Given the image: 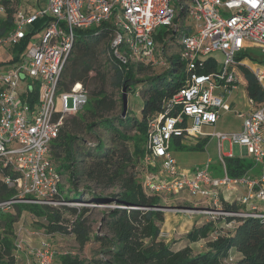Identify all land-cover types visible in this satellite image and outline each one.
<instances>
[{
	"label": "built area",
	"instance_id": "1",
	"mask_svg": "<svg viewBox=\"0 0 264 264\" xmlns=\"http://www.w3.org/2000/svg\"><path fill=\"white\" fill-rule=\"evenodd\" d=\"M15 2L21 4L20 0H0V18L7 16ZM20 4L12 13L13 28L0 37V48L5 50L28 39L18 58L0 67L1 178L16 189L13 198L0 202V210L15 202L50 206L74 202L59 190L63 175L53 159L52 145L66 117L84 108L88 92L82 82L63 91L59 86L77 30L109 22L111 49L123 63H158L165 50L159 49L155 36L162 25L170 30L167 41H178L179 55L186 63L184 86L149 123L144 190L160 196L188 193L199 201L193 206H173L174 212L203 214L208 221L223 219L229 228L247 217L264 223V105L240 114L239 131L203 129L215 125L221 111L229 109L226 94L240 80L239 65L249 67L264 87V66L237 58L249 46L264 53V0H48L46 7L34 11ZM40 31L43 34L35 41L33 35ZM217 52L223 54L221 62L214 56ZM14 54L13 50L8 61ZM209 58H214L217 68L201 71ZM176 136L188 141L215 137L219 149L224 141L238 144L263 173L253 170L242 177L230 176L225 157L234 155L222 151V177L211 174V159L195 167L180 166L171 151ZM229 191L240 192L231 200ZM225 201L239 208L228 209ZM227 217L235 219L227 222ZM29 254L38 264L55 262L51 245L30 249ZM229 259L234 261L232 255Z\"/></svg>",
	"mask_w": 264,
	"mask_h": 264
},
{
	"label": "trees",
	"instance_id": "2",
	"mask_svg": "<svg viewBox=\"0 0 264 264\" xmlns=\"http://www.w3.org/2000/svg\"><path fill=\"white\" fill-rule=\"evenodd\" d=\"M3 1L8 3V0ZM14 10L15 7H9L7 16L0 18V37L13 28ZM169 33V29L158 31L156 41L165 44ZM112 37L113 28L109 22L77 30V39L64 70L59 91L68 90L74 83L82 82L88 92L86 104L90 103L91 109L84 113L83 118L76 115L79 121L74 126L69 128L64 125L52 145L53 159L59 170L60 166L72 170L70 179L75 187L81 182L85 183L80 197L64 196L65 199L80 201L88 194L89 200L95 203L115 202L116 206L104 211L100 221L101 231L105 230L106 233H96L92 237V227L85 217L88 207H64L76 214V218L68 225L62 207L15 202L13 206L17 213L0 210V264L17 262L15 223L24 210L45 218L46 221L41 226L47 233L73 234L81 249L94 239L105 254V257L85 258L78 253L64 252L58 256L56 264H264V223L255 217L239 219L240 222L227 232L218 224L221 219L194 225L185 235L189 243L179 249L174 248L172 242L160 238L161 227L165 222V212L159 209L164 206L162 197L144 190L136 167L139 163L143 170L148 168L143 160L149 152V123L164 111L167 100L184 86L186 63L179 53L173 54L169 58L170 66L165 72L139 79L138 71L147 68L148 63H123L111 49ZM27 42L28 39H25L22 44L16 45L13 58L6 63L17 59ZM103 53L107 54L105 62L101 58ZM237 58H249L264 63V54L256 56L247 50L240 52ZM4 63L5 61L0 60V67ZM107 63L113 67L118 85L133 89L137 82L146 83L140 118L122 115L117 117L116 124L112 118L97 117L100 110L112 109L116 104L104 89L108 79ZM216 68L214 58H209L201 71L210 72ZM239 70L246 81L248 97L257 107L264 105V87L255 73L243 64L239 65ZM150 81L156 83L151 84ZM92 83L95 87L90 94L88 87ZM87 113L100 119L97 122H87L86 127L89 130L99 123L114 130L119 141L131 142L133 149H125L122 147L123 143L107 148L106 143L100 139L94 149L83 150L77 133L83 131L80 122H85ZM130 128L135 130L132 135L127 133ZM173 139L181 148L204 150L209 137H204L195 144L184 136ZM84 157L87 160L82 159ZM81 160H84V165H81L80 172H76L75 165ZM225 160L232 177H242L256 169L255 163L244 157L226 156ZM1 174L3 173L0 170V202L11 199L16 194V189L8 186L2 180ZM108 189L111 191H107ZM224 204L228 209L239 208L236 203L225 201ZM234 219L235 217H227L226 221ZM202 239H207V249L195 253L191 244ZM232 251L239 253L241 257L229 263Z\"/></svg>",
	"mask_w": 264,
	"mask_h": 264
},
{
	"label": "rangeland",
	"instance_id": "3",
	"mask_svg": "<svg viewBox=\"0 0 264 264\" xmlns=\"http://www.w3.org/2000/svg\"><path fill=\"white\" fill-rule=\"evenodd\" d=\"M21 4L27 8L32 9V11L38 9L39 7H46L48 4V0H20ZM20 4L15 2L14 6H18ZM20 4V6H21ZM180 22V20H179ZM181 23V22H180ZM38 24V23H37ZM169 27L166 25H162L158 28V31L164 32L168 30ZM184 32V31H183ZM43 34V31L36 32L33 35L34 40H39ZM31 46L32 43H29ZM159 49L164 47V53L159 54V62L155 64H148L147 68L142 71H138L137 78H143L145 76L151 75H158L166 71L169 67V58L173 54L179 53V44L178 41L175 39L168 40L165 44L158 42ZM247 51L253 53V55L261 56L263 55V51L256 47V46H249L246 48ZM13 53L11 48L9 49H2L0 48V59L5 61L2 64V67L5 68L8 63L9 55ZM106 53L101 55V58L106 60ZM214 56L221 62L223 60V54L221 52L214 53ZM161 57V58H160ZM254 64H259L264 66V63H260L257 60H252ZM107 65L108 71V79L106 84L104 85V89L108 94L110 99L116 101L115 106L112 109H102L99 111V115L97 117H104V118H112L113 121L117 124L118 116H122L123 113V103H122V95H123V86L118 85L114 73V69L110 64ZM151 84H155V81H150ZM146 83L144 82H137L134 88H127L128 92V108L126 112V116H137L141 117V108L143 105V94L145 89ZM95 87V84L92 83L89 85L88 90L91 94V91ZM253 104V103H251ZM247 106L243 105V102L239 105L237 112L235 110L232 111H225L223 114V118L218 123L216 129L221 131L231 132L235 130H239L242 127L243 118L239 117L237 113L239 111L245 112ZM257 108L256 105H252V109ZM91 109V104L88 103L84 106L82 110H80L76 114H70L66 117L64 125L67 127L74 126L78 120L76 115L79 117H84V113ZM86 120L82 123V132L77 133L80 143L83 146V150L94 149V145L98 144L99 140H103L106 143V147L116 146L118 143H123L122 147H125L127 150L133 149L131 142H121L115 137V132L112 129H107L105 126L97 123L92 130H89L86 127L87 122H91L95 120L96 122L100 119H96L97 117L93 115L86 114ZM125 117V116H122ZM135 132L133 128L128 130V134L132 135ZM171 151L173 152L174 156L177 158V161L180 166L185 168H190L195 165H202L205 163L209 157L212 158V162L210 163V172L214 177H222L224 176L225 172L222 167V163L220 161L219 152L222 151L223 153H228L233 151L236 156L244 157L246 159L252 160L251 157L244 153L242 147L238 144L231 145L229 141H224L222 145V149H219L218 140L213 137H209V142L204 150H192L188 148H181L179 147L174 139L172 140L171 144ZM87 160L86 157L82 158ZM84 160L77 162L75 165V171L80 172L82 169V164L84 165ZM58 163V162H57ZM60 171L63 175V181L59 185V190L63 192L64 196L67 197H80L82 194V190L85 188V183L81 182L78 187H75L72 184V180L70 179V173L72 170H68L66 166H60ZM136 171H138L139 178L142 180L144 176V170L142 169L141 164H137ZM262 168L256 167L254 170V174H262ZM107 191H111L108 189ZM234 191H229L230 194H233ZM88 194H85L84 200L74 201L73 203L68 204H59L55 207H62L64 210V216L66 218V223L68 225L76 218V214L70 210L65 209L64 207H77L81 209L82 207H88L89 211L86 213L85 217L87 218L89 224L92 227V237L96 233H106L105 230L101 231L100 221L103 216V212L109 209L110 207L115 206V202L112 203H95L88 198ZM162 197V204L163 210L165 212V222L162 224L161 227V235L160 238L165 240L166 242H172L174 248L182 247L188 244L189 242L186 240L185 235L186 233L192 228L196 221L197 214H194L191 218L190 215L184 212H174L172 209L173 206L176 205H187L193 206L196 202L199 201L198 198L190 196L188 193H179L173 194L168 193ZM70 201V200H69ZM7 210L17 213L16 208L12 205ZM203 215V214H201ZM205 215V214H204ZM45 218L39 217L34 215L29 210H24L18 221L15 223V231H16V243L19 247L16 250V257L17 262L16 264H38L37 259L34 255L29 254L30 249L40 248L43 245H51V248L55 252V262L58 261V256L64 252H73L78 253L82 257L85 258H92V257H105V254L101 251V246L97 241H90L83 249L79 247L78 242L73 234H49L46 230L41 226V223L45 222ZM224 232L231 230L228 226H226L223 219H221L218 223ZM194 252H201L207 249V239H202L198 242L191 244ZM233 262V260L228 261Z\"/></svg>",
	"mask_w": 264,
	"mask_h": 264
},
{
	"label": "crops",
	"instance_id": "4",
	"mask_svg": "<svg viewBox=\"0 0 264 264\" xmlns=\"http://www.w3.org/2000/svg\"><path fill=\"white\" fill-rule=\"evenodd\" d=\"M30 11H32V9H29ZM244 59H246V61L247 62H251V63H253L252 62V60L251 59H249V58H244ZM0 60H2V59H0ZM3 61V60H2ZM254 64V63H253ZM245 84H246V81H245V79H244V77L242 76V74H241V72H240V80H239V82H238V84L237 85H235V87H233L229 92H227V94H226V99H225V102H226V105L227 106H229V109L228 110H222L221 111V116H220V118H219V120H218V122L215 124V125H205L204 126V131H207V132H210V131H221V130H219V129H216L215 127H217V125H218V123L220 122V120L223 118V114H224V112L225 111H232V110H235V113L237 112V109L239 108V105L241 104V102H243V105H245V106H247V109L246 108H244L245 109V112H243V111H239V113H237L238 114V116L239 117H241V113L242 114H248L250 111H252L253 109H252V105L253 104H251V101H250V98L248 97V95H247V92H246V89H245ZM241 118H243V117H241ZM243 124V123H242ZM242 128V127H241ZM241 128L239 129V130H241ZM239 130H235V131H239ZM207 137H210V136H207ZM202 138H204V137H198V138H195L194 139V141H193V143L195 144V143H197L198 141H200V140H202ZM213 138H215V137H213ZM208 142H209V140H208ZM231 144V143H230ZM207 145H208V143L206 144V146H205V149H206V147H207ZM232 145V144H231ZM242 147V146H241ZM242 150H243V152L244 153H246L247 154V152H246V149L244 148V147H242ZM229 153H233V151H230V152H228V153H226L227 155L229 154ZM233 155L234 156H236L234 153H233ZM208 159H211L212 160V158L211 157H209ZM198 165V164H197ZM197 165H195V166H197ZM195 166H193V167H195ZM240 191H238L236 194H238ZM230 194V198H231V200H233L235 197H236V194ZM193 216H191V218H192ZM196 217V216H195ZM196 221H193L192 220V223H195V225H199V224H202V223H204V222H206V221H208V218L206 217V216H203V215H197V217H196ZM194 226V225H193ZM192 226V227H193ZM233 228H231V230H232ZM192 246V245H191ZM182 247H184V246H182ZM182 247H177L176 249H179V248H182ZM233 253H231V255L234 257V261H236L237 259H239L240 257H241V255L239 254V253H236V252H234V251H232ZM233 261V262H234Z\"/></svg>",
	"mask_w": 264,
	"mask_h": 264
},
{
	"label": "water",
	"instance_id": "5",
	"mask_svg": "<svg viewBox=\"0 0 264 264\" xmlns=\"http://www.w3.org/2000/svg\"><path fill=\"white\" fill-rule=\"evenodd\" d=\"M127 108H128V92H127V87L124 86V87H123V113H122L123 116L126 115ZM115 206H116V205H115ZM160 208H163V206L160 207ZM163 209H164V208H163Z\"/></svg>",
	"mask_w": 264,
	"mask_h": 264
}]
</instances>
